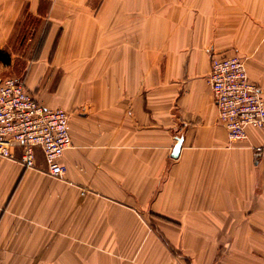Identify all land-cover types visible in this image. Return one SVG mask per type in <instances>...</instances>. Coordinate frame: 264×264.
<instances>
[{
  "label": "crops",
  "instance_id": "1",
  "mask_svg": "<svg viewBox=\"0 0 264 264\" xmlns=\"http://www.w3.org/2000/svg\"><path fill=\"white\" fill-rule=\"evenodd\" d=\"M212 57L264 100V0H0V81L72 143L62 180L0 157V264H264V130L229 141Z\"/></svg>",
  "mask_w": 264,
  "mask_h": 264
},
{
  "label": "built area",
  "instance_id": "2",
  "mask_svg": "<svg viewBox=\"0 0 264 264\" xmlns=\"http://www.w3.org/2000/svg\"><path fill=\"white\" fill-rule=\"evenodd\" d=\"M209 84L216 103L219 121L231 143L247 140L248 130H264V100L257 85L249 80L245 61L239 57H212ZM65 111L47 109L28 91L18 77L0 81V157L16 160L21 150V164L36 169L40 150L46 174L62 180L66 174L61 160L71 147ZM262 148H257L258 153Z\"/></svg>",
  "mask_w": 264,
  "mask_h": 264
},
{
  "label": "water",
  "instance_id": "3",
  "mask_svg": "<svg viewBox=\"0 0 264 264\" xmlns=\"http://www.w3.org/2000/svg\"><path fill=\"white\" fill-rule=\"evenodd\" d=\"M178 151H179V147H176V149H175V151H174V155H175V156L177 155Z\"/></svg>",
  "mask_w": 264,
  "mask_h": 264
},
{
  "label": "rangeland",
  "instance_id": "4",
  "mask_svg": "<svg viewBox=\"0 0 264 264\" xmlns=\"http://www.w3.org/2000/svg\"><path fill=\"white\" fill-rule=\"evenodd\" d=\"M46 7H47V4H46Z\"/></svg>",
  "mask_w": 264,
  "mask_h": 264
}]
</instances>
